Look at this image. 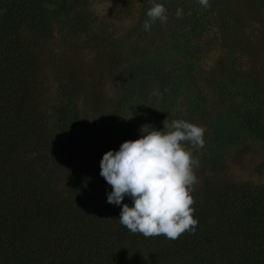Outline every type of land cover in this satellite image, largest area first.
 Instances as JSON below:
<instances>
[{"label":"trees","instance_id":"trees-1","mask_svg":"<svg viewBox=\"0 0 264 264\" xmlns=\"http://www.w3.org/2000/svg\"><path fill=\"white\" fill-rule=\"evenodd\" d=\"M79 7L68 18V0H0V264H264V185L222 177L218 151L235 145L241 128L264 146V99L255 111L211 122L218 152L193 150L201 156L191 193L195 231L176 240L133 234L119 223L121 207L107 202L111 186L99 174L103 154L120 145L104 115L114 102L95 78L102 71L125 82L137 72L105 49L86 68L88 84L59 65L47 47L57 31L83 24L87 8ZM48 63L64 74L55 85L43 79ZM81 103L101 125L99 144L77 153L81 142L68 135L78 129Z\"/></svg>","mask_w":264,"mask_h":264},{"label":"rangeland","instance_id":"rangeland-1","mask_svg":"<svg viewBox=\"0 0 264 264\" xmlns=\"http://www.w3.org/2000/svg\"><path fill=\"white\" fill-rule=\"evenodd\" d=\"M83 2V24L64 28V34L54 29L47 51L82 84L92 82L86 68L97 63L100 49L137 72L125 82H114L102 71L96 74L106 102H114L104 113L118 133L114 143L120 145L128 140L125 133L144 125L162 130L164 123L183 119L202 126L203 135H208L203 137L204 147L216 151L211 122L255 111L256 102L264 99V0H209L207 9L198 0H68V18ZM152 2L164 5L167 21H157L146 32L143 24ZM48 8L54 10L52 5ZM177 9L182 11L179 18ZM49 64L43 66V79L55 85L64 74L56 75ZM153 90L162 95H152ZM80 105V124L68 135L72 144L81 142L74 149L77 153L99 144L95 128L101 125L91 108ZM237 135L235 145L217 149L225 156L222 177L264 185L263 144L246 129ZM194 157L201 159L200 153Z\"/></svg>","mask_w":264,"mask_h":264},{"label":"clouds","instance_id":"clouds-1","mask_svg":"<svg viewBox=\"0 0 264 264\" xmlns=\"http://www.w3.org/2000/svg\"><path fill=\"white\" fill-rule=\"evenodd\" d=\"M198 3L204 9L210 6L209 0ZM181 15L177 9V18ZM146 16V32L157 21H167L166 8L158 2L151 3ZM152 95L162 93L153 90ZM140 132L139 138L123 141L100 160L99 174L111 186L107 202L121 207L119 223L131 233L176 240L186 231L194 232L198 223L191 207L197 180L194 169L199 167L193 150L203 148L204 128L178 119L164 123L162 130L142 127ZM126 196L131 206L122 204Z\"/></svg>","mask_w":264,"mask_h":264}]
</instances>
